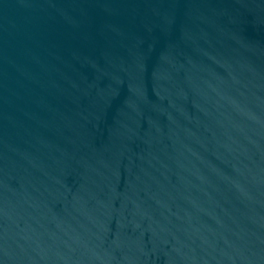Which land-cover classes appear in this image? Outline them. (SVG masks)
I'll return each mask as SVG.
<instances>
[{
    "label": "water",
    "instance_id": "obj_1",
    "mask_svg": "<svg viewBox=\"0 0 264 264\" xmlns=\"http://www.w3.org/2000/svg\"><path fill=\"white\" fill-rule=\"evenodd\" d=\"M0 264H264V0H0Z\"/></svg>",
    "mask_w": 264,
    "mask_h": 264
}]
</instances>
